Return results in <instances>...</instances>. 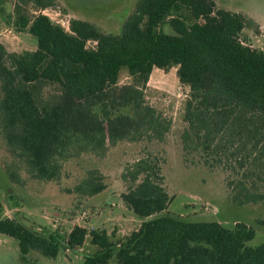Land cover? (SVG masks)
I'll return each instance as SVG.
<instances>
[{"label": "trees", "instance_id": "16d2710c", "mask_svg": "<svg viewBox=\"0 0 264 264\" xmlns=\"http://www.w3.org/2000/svg\"><path fill=\"white\" fill-rule=\"evenodd\" d=\"M55 1L27 0L38 10ZM15 13L17 29L36 36L37 48L10 52L0 43V134L12 166L21 167L4 170L30 205L70 167H100L122 141H164L171 123L147 103L144 87L155 68L174 66L193 92L181 135L184 161L228 171L233 203L264 201V50L244 43L242 14L214 0H138L122 32L108 33L83 18H73L67 30L42 12L29 17L18 4ZM169 15L180 19L181 33L162 32ZM123 68L132 81L120 85ZM165 162L148 152L124 166L121 201L141 225L122 241L82 226L62 240L17 218L1 219L0 233L19 241L24 258L33 250L56 258L62 246H82L90 234L99 249L83 264H108L114 255L118 264H264V241L250 244L253 225L168 212L174 195L165 185ZM105 179L91 168L62 190L86 201L105 191Z\"/></svg>", "mask_w": 264, "mask_h": 264}, {"label": "rangeland", "instance_id": "374dc122", "mask_svg": "<svg viewBox=\"0 0 264 264\" xmlns=\"http://www.w3.org/2000/svg\"><path fill=\"white\" fill-rule=\"evenodd\" d=\"M214 1L217 7L242 14L246 24L241 35L244 43L253 51L264 50V0ZM137 2L138 0H56L46 13L54 23L59 21L58 24L66 29L68 26L70 29L73 18H83L92 21L105 32L121 33L125 20L135 9ZM17 4L29 17L41 11L27 0H0V43L10 52L35 50L37 37L27 30L19 31L15 25ZM161 30L166 34H179L183 31L180 19L174 15L165 19ZM94 44L93 41L88 43L89 46ZM131 81L127 68H123L119 84ZM144 93L147 103L156 110L158 117L166 118L171 123L166 139L162 142L146 139L137 142L122 141L109 148L107 155L99 159L97 164L100 167L67 169V177L58 183H49L40 191L43 198L35 199L33 205L22 198L24 195L12 185L4 170L6 168L8 171L7 167H12L21 171V167L12 166L14 158L0 134V220L17 218L38 230L56 231L62 240L68 238L75 226H82L89 231L104 229L112 241H122L140 227L141 219L121 201V193L126 189L121 174L128 162L153 152L166 161L163 164L165 185L169 193L174 195L168 208L169 213L190 220H217L227 227H233L237 221L245 222L253 225L257 232L250 244L257 245L264 241V225L261 224L264 221V201L244 205L233 203L226 186L228 171L212 169L200 162L184 161L181 135L187 126L184 120L185 105L193 92L189 85L180 82L177 67L168 71L155 68L144 87ZM91 168H98L104 173L107 188L86 201L74 200V195L64 192V188L72 187ZM98 249L88 234L82 246L70 249L62 246L56 258L43 256L37 250L31 251L24 258L19 241L0 233V264H83L85 257ZM108 264H118L115 255Z\"/></svg>", "mask_w": 264, "mask_h": 264}, {"label": "built area", "instance_id": "2783aa9c", "mask_svg": "<svg viewBox=\"0 0 264 264\" xmlns=\"http://www.w3.org/2000/svg\"><path fill=\"white\" fill-rule=\"evenodd\" d=\"M48 8H46V9H43V10H41L40 12H42V13H44V14H46L47 15V13H46V10H47ZM49 16V15H48ZM58 23H60L59 21H57V24ZM67 29H69V26L67 27ZM70 30V29H69Z\"/></svg>", "mask_w": 264, "mask_h": 264}]
</instances>
